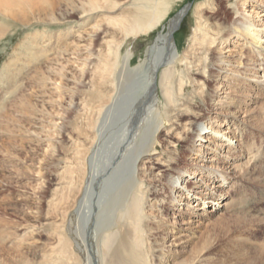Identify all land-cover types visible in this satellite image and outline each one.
Wrapping results in <instances>:
<instances>
[{
	"label": "rangeland",
	"instance_id": "374dc122",
	"mask_svg": "<svg viewBox=\"0 0 264 264\" xmlns=\"http://www.w3.org/2000/svg\"><path fill=\"white\" fill-rule=\"evenodd\" d=\"M166 1L172 7L158 28L147 35L130 37L121 45L115 74L112 73L107 82L104 80L105 75L103 76L105 73L101 72L105 61L112 60L110 55L106 56L107 40L109 42L117 41L122 36L118 31H113L110 26L102 22L104 16L97 19L103 30L95 32L94 37L81 42V45L85 47V52L82 49L83 54H79L77 59H68L69 55H64L62 58L58 56L57 50L62 49L69 41L67 31L73 23L51 24L48 21H41V19H48L53 13L54 17L64 15L66 10L63 0H56L58 4L53 9L44 0L35 6H28L22 4L21 0H15V4L21 6L20 9L16 7L13 15H0V22L6 23L10 28V31L0 38V261L7 259L5 248H8L9 244L17 246L23 237H28L23 233H34L35 240L30 239L31 245L34 246L23 247L20 251H23L33 264H54L57 255L56 235L60 229L61 232L63 230L68 232L69 228L77 227L79 234L82 235L88 214L90 213L92 216L96 214L97 208L89 211L87 191L90 185L87 182L91 179L92 174L97 173L102 165H105L110 157L112 158L116 151L115 148L120 146V141L126 133L130 118L127 115L123 116V113L122 117H117L123 112V105L120 106V104H116L111 113L105 110L98 113L94 110L95 105L98 104L95 102L94 94H115L109 89L108 82L119 80L118 75L123 65L122 59L127 53L131 56L130 67L145 65L147 48L154 41L157 33L162 31L165 25L167 26L168 20L185 5L188 9L180 22L179 29L173 34L179 49L183 51L186 48L191 26L195 20L194 6L202 0ZM215 1L216 12L219 14L211 16L207 12L203 15L207 19L211 18V22L224 21L230 16L227 9L228 2L227 0ZM43 13L45 14L42 15ZM94 20L95 18L92 22ZM164 32H167L166 28ZM60 35L65 39L61 40ZM30 41L33 42V45L36 44V48L33 47L32 52H27L24 44L28 45ZM86 56L89 57V61L84 65L82 58ZM48 68L51 70L48 71ZM145 73L146 71H142L136 77H129L130 87L135 85L136 78V81L139 82V78H143ZM215 79L221 80L220 77ZM119 81H121L119 84H123L122 80ZM118 87L123 94V86ZM142 90V88L136 90L140 91L138 98L143 93ZM192 92H194V88L190 86L187 93ZM260 92L263 96L262 101L259 100L261 104L264 103V89ZM212 93L209 94V106L200 107L197 117L182 121V124L189 128L182 141L180 138L179 140L176 138L182 132V127L178 126L173 133H171L173 129L167 132L171 128L169 125L171 123H168L165 128L160 127L156 132L158 149L160 148L158 155L153 156L146 163L148 158H145L142 153L136 158L131 153L124 161L123 157L120 159L119 162L122 163L117 171L110 172L103 177L106 180L100 185V190L103 189L105 192L101 200V212L105 211V214H101V218H104L107 213L108 194H110L107 191L115 186L116 181L120 183L124 177H127L128 180L131 179V166L133 165V177L139 178L145 169H147L145 173L152 170V181L146 186L155 191L149 197V204L153 203V211L158 214V218L169 219L176 226L194 227L193 231L197 233L194 232L195 237H192L191 245L198 241L201 243L210 242L215 249L214 256L225 259L233 249L229 246H235V238L243 239L246 241L245 244L250 242V219L255 217L264 222V185L253 182L255 181L253 175L252 179H249L230 172L231 166L229 165L239 163L241 166V163L246 162L247 157L241 153H236L233 155L235 157H232L233 152L228 151V146L234 148L235 152L239 151L240 146L243 145V138H246V133V136L249 135L252 142L254 141L257 145L254 150L258 147L259 152L264 153V132H258L255 126L250 125L243 109L233 115L232 107L236 104L232 97L236 94L233 93L230 99L222 98L221 101H225V103L221 107V102L218 103V94ZM159 97V101L154 107L152 121L164 115L163 99L160 95ZM152 121H147L146 126L143 130L141 129L139 142L135 143L137 144L135 148L145 143L144 140L150 131V129L147 130L148 123ZM207 124L218 131L214 132L212 128L206 129ZM241 131L244 132L243 135ZM232 132H235L236 136L231 139V142L226 143ZM198 133L205 136V139L196 142ZM221 143L226 144L223 146L220 145ZM73 146L80 147L81 151L85 150V154L80 153L81 155H79L81 160L79 164L82 165L80 169L84 171L79 177L81 185L84 183L85 176L88 178L85 180L83 188H80V192L75 196V201H72L71 196L64 199L65 209L67 210L68 206L69 210L64 214L62 212L64 206L63 203H60V197L66 198L69 195L68 189L65 188L67 182H65L64 176L75 169L70 162ZM197 148H200L198 152ZM169 155L174 157L172 161H169ZM262 155L263 157L258 158L257 162L252 160L247 166L250 167L254 162L257 168L264 169V154ZM162 156H165V161L169 166L163 167L156 163L155 157ZM187 166L190 167L189 173H182L183 176L178 175ZM136 167L138 171L135 169ZM177 170L178 172H176ZM199 170L202 171L200 175L198 174ZM220 172L222 175L224 174V178L226 174H229L226 180L220 176V182L214 181L218 185L217 193H221V197L215 198H218L221 203L216 206H212V203H203L208 200H202L198 191V194H194V190L198 189L196 186L202 185L208 188L209 183L212 182V176L216 178V174L219 175ZM116 174L121 176L118 180ZM99 175L92 183L93 189L98 184ZM177 175L180 178L185 177L187 181V183L181 184V191L185 192L181 196L175 194L176 185L169 183V179L177 177ZM200 177L209 180V183L207 181V185H204V180L199 182ZM94 196L91 198L92 202L93 199H96ZM173 196L181 200L175 202L172 199ZM195 197L197 200L194 199ZM58 203L60 204L58 205ZM89 220L94 221V217L89 216ZM186 221L190 223L185 224ZM261 240L264 242V238L261 237ZM3 245L4 248H2ZM190 246L185 250H188ZM13 248L9 250L11 255L15 254ZM232 258H229L230 262L235 261ZM81 260L84 264L85 258L81 257ZM244 262L247 263L246 258Z\"/></svg>",
	"mask_w": 264,
	"mask_h": 264
},
{
	"label": "bare ground",
	"instance_id": "6f19581e",
	"mask_svg": "<svg viewBox=\"0 0 264 264\" xmlns=\"http://www.w3.org/2000/svg\"><path fill=\"white\" fill-rule=\"evenodd\" d=\"M40 1L42 0H21V3L35 6ZM44 1L49 3L51 9L58 4L56 0ZM63 1L66 10V13H63L64 15L54 17V13L52 12V15H48L49 18L45 15L48 19H41V21H48L51 24L73 23L67 31V35L70 38L69 41L64 42L65 45L62 49L57 50V54L61 58L64 55H69L68 59H77L79 54H83L81 52L82 49L85 52V47L81 45V42L87 38L94 37L95 32L103 30L101 23L97 20L101 16H104L102 22L110 26L113 31H118L121 34L120 40L111 42L107 40L108 50L106 56L110 55V59L112 60H106L101 69L102 74L105 73L103 74V76L105 75V79L102 78L106 82L112 73L115 74L121 45L130 37L147 35L158 28L165 20L170 7H172L166 0H122L119 2L117 0ZM227 2L230 16L221 22L219 20L211 22V18L207 19L203 15L207 12L211 16L219 14L216 12L217 4L215 0H202V2L195 4L193 10L195 20L191 26V33L188 36L189 42L183 51L179 49L173 34L179 29L180 22L186 13L185 11L188 9L186 5L182 7L175 16L168 20L167 26L165 25L164 29L157 33L154 41L147 48L145 52V65L130 67L131 56L127 53L123 56V65L118 75V79L122 80L123 84H119L121 82L119 80L117 82L115 80L108 82L109 89L115 94H94L95 102L98 103L95 105L94 110L98 113H101L103 110L111 113L116 104L123 105V112H121L120 116L118 114L117 117H122V113L123 116H129V124L126 133L123 135V139L120 141L121 144L115 148L116 151H114L112 158L110 157L108 162L102 165L97 173L92 174L91 179L87 182L90 185L87 191L89 196V211L97 208L96 214H93V216L90 213L88 214L82 235L79 234V228L77 227H75L76 229L69 228L68 232H64L63 229L61 232L60 229V232L56 235L55 246L57 255L54 259V264H83L81 257L85 258L84 264H244L245 258L247 259V263L245 264H264V242H261V237L264 238V222L255 217L250 219V242L245 244L246 241H243V239L235 238V246H229V248L233 249L230 250L229 257L226 256L229 261L225 257L223 259L222 257L214 256L213 251L215 249L210 242L201 243L197 240V243L191 245V240L195 237L194 232H196L193 231L194 227L176 226L169 219H159L158 214H155L153 211V203L149 204V197L155 191L146 186L152 181V170L145 173L147 169H141L144 170L143 174L139 178L133 177L134 166L132 165L131 179L128 180L127 177H124L122 182L117 183L116 181L115 186L110 191H107V193H110L108 194L107 213L104 218L100 217L101 214H105V211L104 213L101 212V200L105 192L103 189L100 190V185L106 180L103 177L110 172L117 171L122 163L119 162L120 159L123 157L124 161L131 153L134 158L142 153L145 158H148L146 163L153 156L158 155L160 148L158 149L159 143L156 132L160 127L165 128L168 123H171L169 124L171 128L167 132L173 129L171 131L173 133L174 129L178 126L182 127V132L176 137L182 141L189 131V128L185 124H182V121L197 117L200 107L209 106L210 92L218 94V103L221 102V107L225 103V101H221L222 98L230 99L233 93L236 94L232 97V100L236 104V106L232 107V110H234L233 115L243 109L250 125L255 126L258 132H264V103H259V100L263 97L260 91L264 89V0H227ZM16 7L19 8L21 6L15 4V0H0V15H13ZM55 10L57 9L55 8ZM115 13L117 14L115 15ZM94 18L95 20L92 22ZM165 28L167 30L166 33L164 32ZM8 31H10L9 26L6 23L0 22V38ZM62 37L61 40L65 39ZM29 43L28 45L24 44L27 52L31 51L36 45H33L31 41ZM82 60L83 64L86 65L89 57H83ZM49 70L51 69L48 68ZM142 71H146L145 76L139 78V82L136 81V78L134 80L135 85H131L130 87L128 84L130 80L128 78L136 77ZM216 77H220L221 80L215 79ZM118 86H123V94ZM190 86L194 88V92L189 94L187 91ZM140 88L143 89V93L138 98L140 91L137 92L136 90ZM159 95L163 99L164 115L152 121L154 107L160 98ZM251 106L254 107L250 109L249 107ZM256 106L257 108H255ZM149 120L152 122L148 123L147 130L150 129V131H148L146 141L144 140L145 143L135 148L137 147L135 143L138 141L141 129L143 130ZM205 128L212 127L207 124ZM212 129L214 132L218 131L214 127ZM129 131H131L130 134ZM241 134L243 135L244 132L241 131ZM246 135L245 133L246 138H243L242 141L244 146H240L239 151L235 152L234 148L228 146V151L233 152L231 154L232 157H235L233 155H236V153L245 154L244 156L247 157L246 162L241 163V166L239 163L229 165L231 166L230 172L249 179L253 175V177L255 176L253 178L255 181L253 182L263 183L264 185V169L257 168L254 162L250 167L247 166L250 161L257 162L258 158L261 159L264 153H260L258 147L254 150L256 143L252 142V138H249V135ZM196 136L198 138L196 142L201 141L203 138L205 139V136H202L201 133L196 134ZM235 136V132H232L226 143L231 142V139ZM226 143H221L220 145L225 146ZM73 149L70 162L75 169L70 172L71 174L68 173V175L64 176V180L67 182L65 188L68 189L69 195L66 198L64 196L60 197L61 199L59 198L60 203H63L64 206L62 207L64 214L69 211L68 206L67 210L65 209V200L71 196L72 201H75V196L83 188L85 180L88 178L85 176L83 179L84 183L81 185L79 177L84 171L80 169L82 165L80 166L79 164L81 161L79 155L84 153L85 150L81 151L80 147H74ZM198 150L200 148H197V152ZM160 155L162 154L160 153ZM164 157H155L156 163L167 167L169 164L165 161ZM173 159L174 157H170L169 161ZM189 168L187 166L178 175L183 176L182 173H189ZM135 169L138 171L137 167ZM104 171L106 173H103ZM201 172L199 170L198 174L200 175ZM100 173L102 175H99ZM97 175H99V178H97L98 184L93 189L92 183L98 177ZM178 175L169 179V183L170 185L172 183L176 185L175 194L177 193L178 196H181L185 193L181 191V184L183 182L185 184L187 181L185 177L180 178ZM223 175L222 173L216 174V178L212 176L211 183H209V180H204L203 177H200L198 181L204 180V185H207L208 181L211 188L210 186L208 188L202 185L196 186L198 189L194 190L196 192L194 194L199 193V197L202 200H208L203 201V203H212V206L219 205L221 202H219L218 198L221 197V193H217L218 185L214 181L220 182L219 177L222 176L224 178ZM227 175L229 174L225 175L224 180L227 179ZM120 177L116 174L117 180ZM94 195L96 199H93L94 201L92 202L91 198ZM175 196L170 198L175 202L181 200ZM194 199L197 200L196 197ZM146 203L147 205L145 206ZM61 216L63 217V215ZM89 216L94 217V221L92 220L91 222ZM184 223L189 224L190 222L186 221ZM23 235L28 237H23L17 246H12L13 244L11 243L8 245V248H5L7 259L0 261V264H33L24 252L20 250L23 247L34 246L31 245V240H35L34 233H23ZM188 246L190 248L185 250ZM2 248H4V245ZM11 248H13L15 254H9ZM230 257H233L234 259L232 258V260L235 261L230 262Z\"/></svg>",
	"mask_w": 264,
	"mask_h": 264
}]
</instances>
